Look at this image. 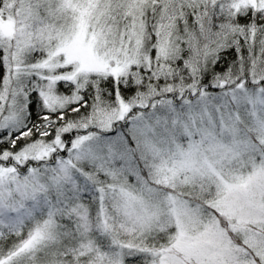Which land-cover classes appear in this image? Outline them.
Listing matches in <instances>:
<instances>
[{"label": "snow or ice", "instance_id": "1", "mask_svg": "<svg viewBox=\"0 0 264 264\" xmlns=\"http://www.w3.org/2000/svg\"><path fill=\"white\" fill-rule=\"evenodd\" d=\"M257 192L264 0H0V264H219Z\"/></svg>", "mask_w": 264, "mask_h": 264}, {"label": "rangeland", "instance_id": "2", "mask_svg": "<svg viewBox=\"0 0 264 264\" xmlns=\"http://www.w3.org/2000/svg\"><path fill=\"white\" fill-rule=\"evenodd\" d=\"M260 202L258 192L254 200L242 196L233 197L221 206L223 215L219 218L202 214L194 220L191 235L203 237L204 250L217 259L219 264H255L252 247L239 249L243 247L239 242L247 239L257 247L264 246V209L260 207ZM228 233L236 235L240 241H232Z\"/></svg>", "mask_w": 264, "mask_h": 264}, {"label": "trees", "instance_id": "3", "mask_svg": "<svg viewBox=\"0 0 264 264\" xmlns=\"http://www.w3.org/2000/svg\"><path fill=\"white\" fill-rule=\"evenodd\" d=\"M227 230L229 231V228H227ZM227 230H225V232L227 231ZM229 235H228V237H230L229 239H231L232 241H235V242H239L240 240H238L237 239V236L236 235H231L230 233H228ZM234 242V243H235ZM239 244H241L240 242H239ZM239 249H246V247L245 246H243L242 248H239Z\"/></svg>", "mask_w": 264, "mask_h": 264}]
</instances>
